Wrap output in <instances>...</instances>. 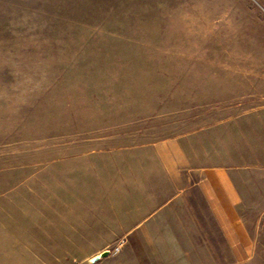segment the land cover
Masks as SVG:
<instances>
[{"label": "rangeland", "instance_id": "374dc122", "mask_svg": "<svg viewBox=\"0 0 264 264\" xmlns=\"http://www.w3.org/2000/svg\"><path fill=\"white\" fill-rule=\"evenodd\" d=\"M166 145L235 181L264 264V0H0V264H80Z\"/></svg>", "mask_w": 264, "mask_h": 264}, {"label": "crops", "instance_id": "0c3cea01", "mask_svg": "<svg viewBox=\"0 0 264 264\" xmlns=\"http://www.w3.org/2000/svg\"><path fill=\"white\" fill-rule=\"evenodd\" d=\"M138 188L106 196L94 217L93 253L80 264H248L255 240L242 216L236 183L220 168L168 160ZM148 162L149 169L151 163ZM186 169V170H184ZM138 180V178H137ZM136 186V185H135ZM121 243L119 252L111 249ZM110 253L91 262L102 252Z\"/></svg>", "mask_w": 264, "mask_h": 264}, {"label": "water", "instance_id": "95a60500", "mask_svg": "<svg viewBox=\"0 0 264 264\" xmlns=\"http://www.w3.org/2000/svg\"><path fill=\"white\" fill-rule=\"evenodd\" d=\"M109 253H110V251L106 250V251L102 252L101 254H99L98 256H96L95 258H93L91 260V262L94 263L95 261L99 260L100 258L106 257Z\"/></svg>", "mask_w": 264, "mask_h": 264}, {"label": "built area", "instance_id": "2783aa9c", "mask_svg": "<svg viewBox=\"0 0 264 264\" xmlns=\"http://www.w3.org/2000/svg\"><path fill=\"white\" fill-rule=\"evenodd\" d=\"M120 248H121V243L114 246L110 251L112 254H115V253L119 252Z\"/></svg>", "mask_w": 264, "mask_h": 264}]
</instances>
